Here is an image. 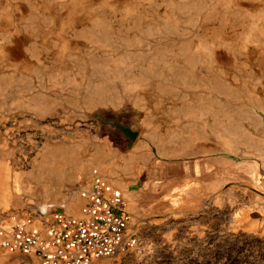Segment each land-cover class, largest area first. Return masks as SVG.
Segmentation results:
<instances>
[{"label": "rangeland", "instance_id": "rangeland-1", "mask_svg": "<svg viewBox=\"0 0 264 264\" xmlns=\"http://www.w3.org/2000/svg\"><path fill=\"white\" fill-rule=\"evenodd\" d=\"M94 176L139 241L90 264H264V0H0V218Z\"/></svg>", "mask_w": 264, "mask_h": 264}, {"label": "built area", "instance_id": "built-area-1", "mask_svg": "<svg viewBox=\"0 0 264 264\" xmlns=\"http://www.w3.org/2000/svg\"><path fill=\"white\" fill-rule=\"evenodd\" d=\"M82 194L79 215L56 209L39 221L32 214L14 216L0 233V250L38 264H90L135 249L139 238L130 227L128 199L100 176Z\"/></svg>", "mask_w": 264, "mask_h": 264}, {"label": "crops", "instance_id": "crops-1", "mask_svg": "<svg viewBox=\"0 0 264 264\" xmlns=\"http://www.w3.org/2000/svg\"><path fill=\"white\" fill-rule=\"evenodd\" d=\"M87 188H85V189H87ZM79 199H80L79 204H78L79 206H78L76 212L72 211L73 209H72L71 205H69L67 202H61V203H49L48 204L49 207L47 205H43L42 207L36 208L34 210V212L21 213V214L16 213V214H12L8 217L0 218V233L4 234L6 231H8L12 227V225H13V219L12 218L14 216H18V215H22V214H32L36 217V221H39V220L45 218L47 215L51 214V212L53 210H56L57 208L63 209L67 212L69 211V213L71 211L72 214L79 215L81 212V208L85 202L82 192H81V196L79 197ZM132 208H133V211L135 214L140 215V213L145 210L146 205H145V203H142V202H139V203L136 202V204H134ZM129 214H130V212H129ZM131 216L132 215H130V219L132 218ZM134 228L137 229V226L135 225ZM10 254H14V253H10ZM17 255H20V254H17Z\"/></svg>", "mask_w": 264, "mask_h": 264}, {"label": "water", "instance_id": "water-1", "mask_svg": "<svg viewBox=\"0 0 264 264\" xmlns=\"http://www.w3.org/2000/svg\"><path fill=\"white\" fill-rule=\"evenodd\" d=\"M116 132L119 133V135H115L116 137H120L121 139L119 140L120 143L124 142L125 147L129 148L131 146V142L129 141L128 137L130 136L129 131L126 130L125 127L122 126H116L115 127Z\"/></svg>", "mask_w": 264, "mask_h": 264}]
</instances>
